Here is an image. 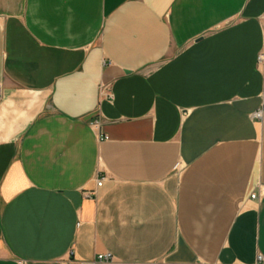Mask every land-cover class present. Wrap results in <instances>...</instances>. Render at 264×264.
I'll return each instance as SVG.
<instances>
[{
    "label": "crops",
    "instance_id": "crops-1",
    "mask_svg": "<svg viewBox=\"0 0 264 264\" xmlns=\"http://www.w3.org/2000/svg\"><path fill=\"white\" fill-rule=\"evenodd\" d=\"M261 53L264 0H0V264H264Z\"/></svg>",
    "mask_w": 264,
    "mask_h": 264
},
{
    "label": "built area",
    "instance_id": "built-area-1",
    "mask_svg": "<svg viewBox=\"0 0 264 264\" xmlns=\"http://www.w3.org/2000/svg\"><path fill=\"white\" fill-rule=\"evenodd\" d=\"M258 60L260 61V62H262L263 60H264V54L263 53H261L259 56H258ZM263 115H264V94H263V98H262V102H261V105H260V107L253 113V117L255 118V119H262V117H263ZM92 124L95 126V127H99L100 126V124H101V122L99 121V120H94L93 122H92ZM109 137L108 136H105L104 137V139H108ZM103 183H104V179H99L98 180V182H97V185H98V187H100V186H102L103 185ZM258 196H257V193H254V194H252V198H257ZM98 259L99 260H106V261H111L112 259H113V257H112V255L110 254V253H108V254H100L99 256H98ZM263 260V256L262 255H259L258 256V261L260 262V261H262Z\"/></svg>",
    "mask_w": 264,
    "mask_h": 264
}]
</instances>
